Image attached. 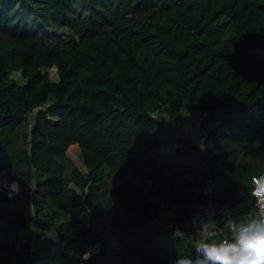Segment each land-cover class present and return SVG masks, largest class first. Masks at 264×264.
I'll return each mask as SVG.
<instances>
[{"label": "trees", "instance_id": "obj_1", "mask_svg": "<svg viewBox=\"0 0 264 264\" xmlns=\"http://www.w3.org/2000/svg\"><path fill=\"white\" fill-rule=\"evenodd\" d=\"M0 170V264H198L209 180L258 212L264 0H0Z\"/></svg>", "mask_w": 264, "mask_h": 264}, {"label": "clouds", "instance_id": "obj_2", "mask_svg": "<svg viewBox=\"0 0 264 264\" xmlns=\"http://www.w3.org/2000/svg\"><path fill=\"white\" fill-rule=\"evenodd\" d=\"M9 188L8 195L20 191V180L2 181ZM257 194L264 192V176L256 179ZM231 238L221 240L201 239L196 247L204 254L198 264H264V214L247 220L231 222ZM91 250L83 254L87 259ZM177 264H191L187 259H178Z\"/></svg>", "mask_w": 264, "mask_h": 264}, {"label": "built area", "instance_id": "obj_3", "mask_svg": "<svg viewBox=\"0 0 264 264\" xmlns=\"http://www.w3.org/2000/svg\"><path fill=\"white\" fill-rule=\"evenodd\" d=\"M259 177H255L254 179V187L253 194L256 196L258 212L257 215L264 214V192L259 194L256 193V189L258 188V184L256 183V179ZM213 192H214V181L209 180L206 186V202L200 209V223L204 224L206 222H210L215 225L218 229L222 230L224 226H230L231 222H235L232 211L225 205L223 207H219L215 204L213 200ZM91 250L92 254L97 251L96 246L91 247L88 251ZM91 254V255H92ZM90 255V256H91Z\"/></svg>", "mask_w": 264, "mask_h": 264}, {"label": "rangeland", "instance_id": "obj_4", "mask_svg": "<svg viewBox=\"0 0 264 264\" xmlns=\"http://www.w3.org/2000/svg\"><path fill=\"white\" fill-rule=\"evenodd\" d=\"M47 70L51 73V76L54 80H58L59 77H58V73L55 67L49 68ZM13 76L18 80L19 83L25 82V79L21 77V74L19 71L14 72ZM200 119H201L200 115L192 114L188 110H185L183 114L181 115V117L179 118H171L166 115V120L169 123L179 124L178 126H180L183 131L190 133L194 137L198 136V125H199ZM71 155L75 160H77L76 153L73 150H71ZM4 175H5L4 171L0 170V188L3 185L2 181L5 180ZM119 177H120L119 175H112L111 179L115 182L119 180ZM74 213L78 217H80L82 220L87 221V222L90 221L89 209L87 207L85 206L78 207L74 209ZM209 224H212V223H209Z\"/></svg>", "mask_w": 264, "mask_h": 264}, {"label": "water", "instance_id": "obj_5", "mask_svg": "<svg viewBox=\"0 0 264 264\" xmlns=\"http://www.w3.org/2000/svg\"><path fill=\"white\" fill-rule=\"evenodd\" d=\"M93 226V228L95 229V230H97V227H95L94 225H92Z\"/></svg>", "mask_w": 264, "mask_h": 264}]
</instances>
